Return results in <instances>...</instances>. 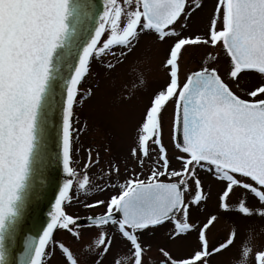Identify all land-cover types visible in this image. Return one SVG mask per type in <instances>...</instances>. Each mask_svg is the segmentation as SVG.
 Masks as SVG:
<instances>
[{
    "label": "snow or ice",
    "instance_id": "1",
    "mask_svg": "<svg viewBox=\"0 0 264 264\" xmlns=\"http://www.w3.org/2000/svg\"><path fill=\"white\" fill-rule=\"evenodd\" d=\"M102 5L98 9L94 0H0V264H45L44 258L54 259L57 252L63 264H80L73 250L56 240V230H65L76 242L82 230L90 232L83 246L90 264H104L117 240L126 254L117 252L110 264H153L151 244L141 242V234L165 225H170L169 241L195 232L196 246L184 257L159 246L158 264H211V257L237 236L234 223L222 242L210 246L208 231L220 214L264 217V0H214L203 28L195 30L191 20L204 7L202 0H102ZM141 36L167 44L161 62L165 83L152 93L129 151L141 171L133 167L119 183L120 164L110 161L98 177L103 187L97 184L95 190L118 191L107 200L84 202L85 209L104 210L88 215L82 225L64 205L73 199V188L85 196L93 190L88 170L100 164V152L93 156L87 149L82 174L72 166L73 133L84 130L73 127L74 106L78 96L83 101L94 94L92 88L81 94L79 86L92 58L111 56L115 63L103 64L111 72L127 60ZM197 48L205 49L200 64L182 77L185 51ZM216 50L228 61L223 75L215 66ZM253 76L259 81L244 87L241 78L250 82ZM139 83H144L142 74ZM169 105V142L178 168L164 143ZM57 110L58 159L67 178L42 233L24 237L17 261L13 245L44 173V141ZM146 161L151 162L145 172ZM198 170L219 187L214 211L194 221L193 208L201 212L211 195ZM114 176L117 183H112ZM238 188L242 191L232 201ZM249 195L259 208L249 206ZM250 252L242 247L244 257ZM254 259L264 264V250L256 251Z\"/></svg>",
    "mask_w": 264,
    "mask_h": 264
},
{
    "label": "rangeland",
    "instance_id": "2",
    "mask_svg": "<svg viewBox=\"0 0 264 264\" xmlns=\"http://www.w3.org/2000/svg\"><path fill=\"white\" fill-rule=\"evenodd\" d=\"M204 7L191 20L193 30L202 29L207 21V16L211 10L214 0H202ZM106 38V36L104 37ZM167 44H155L146 36H141L140 43L136 49L128 56L123 64L116 66L111 72L106 71L103 64L111 61L115 63V59L106 56L103 60L92 58L90 60V72L83 79L79 86L81 94L85 93L88 88L94 90V94L81 101L78 96L74 106L73 127L76 129H84L83 131L73 133V167L78 173H83V163L87 158V149L91 148L93 156L97 151L100 152V164L91 167L88 174L91 179L93 190L87 196L77 194L75 188L72 190L73 199L71 202H65V209L69 214L80 218L87 217L93 213H100L104 209L97 207L92 210L83 207L84 202H91L96 199L107 200L111 195L118 191L117 188H109L106 190L96 191L95 185L99 184L103 187L104 181L98 177L101 170H106L110 161H118L120 164V176L118 182L122 183L131 172L133 167L136 171H141L134 161L129 159L130 148L133 147L135 137V129L137 122L146 106H148L152 93L160 88L166 80L165 72L161 68V62L164 59ZM114 52L119 55L121 49L116 47ZM204 48L189 49L185 51L181 61L182 73L188 69L197 67L201 62V56L204 54ZM218 54L217 66L221 74L227 68L228 61L222 51H213V55ZM143 75L144 83H139V75ZM259 76L250 78L242 77L241 83L244 87H249L250 83H257ZM172 105L168 106L165 111V127H164V143L169 150V158L174 168L179 167V162L174 159L175 149L169 142L168 116L171 112ZM86 123V128H85ZM109 148L105 152L103 149ZM154 158V154H153ZM129 171H125V163ZM151 161L145 162V169ZM199 177L204 182L205 191H211L206 205H201V212H197L195 208L192 210V219L195 221L197 216L203 220L206 215L215 209L216 193L219 185L213 180L208 173L198 170ZM112 183H117L114 176ZM241 189H236L232 194L231 200L235 201ZM78 197V198H77ZM248 204L251 207L259 208L260 202L249 195ZM235 223L237 227V236L235 242L226 250L221 251L218 255L211 257V264H255V252L264 250V217L252 215L241 217L234 213L220 214L219 219L208 231V239L210 246H215L218 242H222ZM170 225L164 228L151 230L141 234V242L151 244V250L148 256L152 258L153 264H158L160 254L159 246L166 247L174 257H184L188 255L196 246V233L191 232L186 236H182L175 241H169L167 231ZM96 230H93V232ZM111 232V229H109ZM55 238L64 242L77 255L80 264H90L89 253L83 251V246L89 242L90 232L82 230V239L76 242L72 236L65 230H56ZM247 246L251 249L247 257L242 255V247ZM50 250V249H49ZM119 252L121 256L125 255L122 242L117 240L112 246V251L106 257L104 264H110L114 256ZM45 264H63L60 253L57 252L54 259L44 258Z\"/></svg>",
    "mask_w": 264,
    "mask_h": 264
},
{
    "label": "water",
    "instance_id": "3",
    "mask_svg": "<svg viewBox=\"0 0 264 264\" xmlns=\"http://www.w3.org/2000/svg\"><path fill=\"white\" fill-rule=\"evenodd\" d=\"M98 9H102V0H94ZM53 126H50L45 137V152L48 157L41 180L30 197L23 218L18 227L17 237L13 245V253L18 261L19 254L23 251L25 236L38 238L46 226L55 202V196L62 184L63 170L59 162V125L60 112L57 110L51 117ZM86 218V217H85ZM80 218V223L86 224V219Z\"/></svg>",
    "mask_w": 264,
    "mask_h": 264
},
{
    "label": "bare ground",
    "instance_id": "4",
    "mask_svg": "<svg viewBox=\"0 0 264 264\" xmlns=\"http://www.w3.org/2000/svg\"><path fill=\"white\" fill-rule=\"evenodd\" d=\"M65 178H67V177H66V174L63 173V179H62V182H63V180H64Z\"/></svg>",
    "mask_w": 264,
    "mask_h": 264
},
{
    "label": "clouds",
    "instance_id": "5",
    "mask_svg": "<svg viewBox=\"0 0 264 264\" xmlns=\"http://www.w3.org/2000/svg\"><path fill=\"white\" fill-rule=\"evenodd\" d=\"M243 264H244V262H243Z\"/></svg>",
    "mask_w": 264,
    "mask_h": 264
},
{
    "label": "flooded vegetation",
    "instance_id": "6",
    "mask_svg": "<svg viewBox=\"0 0 264 264\" xmlns=\"http://www.w3.org/2000/svg\"><path fill=\"white\" fill-rule=\"evenodd\" d=\"M101 192H103V191H101Z\"/></svg>",
    "mask_w": 264,
    "mask_h": 264
}]
</instances>
